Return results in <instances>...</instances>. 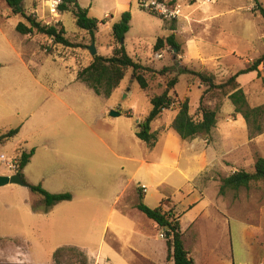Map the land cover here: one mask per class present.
I'll return each instance as SVG.
<instances>
[{
  "label": "rangeland",
  "instance_id": "obj_1",
  "mask_svg": "<svg viewBox=\"0 0 264 264\" xmlns=\"http://www.w3.org/2000/svg\"><path fill=\"white\" fill-rule=\"evenodd\" d=\"M41 1L23 0L22 6L27 14H31ZM3 2L6 3L5 0ZM241 2L246 3V0ZM49 3L50 0H45L48 15H42L40 8L37 9L40 14L36 16L37 20L57 27L62 24L64 37L71 46L54 44L49 37L36 33L24 36L25 49L28 51L26 57L22 51L17 56L10 48L0 53V134L6 130L19 129L6 143H0V157L4 155L12 161L16 148L20 151L35 148L30 162L22 170L27 185L12 183L0 186V264H127L125 257L118 254L116 245L126 257H131L127 242L130 238L129 229L141 220L150 223L135 207L127 208V203L131 202L130 191L149 182H139L135 178L126 192L128 177L124 176L120 167L128 162L117 155L144 158V154H147L148 146L136 137V131L151 109L150 96L161 93L166 88L167 79L173 77L172 73L176 71L172 67L168 73L164 71L161 74L159 70L147 72L148 89L144 91L134 79L132 69H128L121 82V87L128 90L124 100L121 88H117L109 98L96 95L76 79V73L91 61L92 56L88 51L91 43L95 44L97 54L111 55L108 46L113 40L110 30L120 18L117 0H79L82 5L91 3L89 16L104 21L99 24L94 39L87 31L76 26L71 12L60 13L56 9L50 13ZM126 4L131 21L123 44L133 59H136L140 49L153 59V44L158 36L164 34L165 22L160 16L150 14L149 10L141 9L138 0H126ZM22 19L21 14L12 13L5 27L9 40L16 48L22 36L14 30L13 25ZM244 24L236 20L227 21L226 33L215 32L212 35L214 38L228 39L227 42L232 41L234 32H243ZM249 25L260 33L263 32L264 20L259 16L252 19ZM201 33L196 31L195 36L201 38ZM204 34L208 35L209 32L204 31ZM0 43L2 45L3 41L0 40ZM168 54L174 56L172 50ZM179 54L174 56V62H181ZM254 56L245 52L239 57L228 56L223 61L233 58L242 64L243 59ZM161 62L156 61V64ZM188 65L189 69H200L198 61ZM182 66L184 64L180 63ZM178 75L179 80L172 94L182 95L187 87V79L197 78L187 73ZM249 75L241 79L248 102L264 107V63L259 66V76L255 82H251V77L256 72ZM228 76L218 69L214 78L219 83ZM205 100L212 106L217 102L221 105L210 136H198L202 138V148L210 159L207 163H212L201 175L199 183L203 185L201 189L212 205L207 208L208 218L202 211L205 206L196 208L189 215L200 216V234L205 225L208 227V240L204 241L206 246L200 245L192 250L197 254L199 264L225 261L229 258L230 249L237 263L251 264L250 257L254 264H264V180L237 191L227 190L224 195L218 193L222 177L235 170L251 172L257 157H264V112L258 124L249 126L245 120L237 118L239 114L231 112L232 104L227 97L206 96ZM177 106L174 104V107ZM117 108L130 110L132 115L128 118L111 116L110 110ZM174 111H165L153 125L159 122L168 124ZM193 116L196 119L200 117L196 112ZM257 125L261 126V130L257 129ZM164 128L165 125L161 130ZM15 163L17 165V161ZM130 163L133 164V170L139 165L138 162ZM125 170L131 172L127 164ZM15 172L0 158V175ZM199 183L193 182L192 186L196 189ZM29 184L41 185L51 193L68 192L72 197L47 209L41 196L29 189ZM136 189L141 192L140 188ZM162 192L166 191L147 188L144 204L151 208L159 206L161 201L158 198ZM167 194L164 196H170L171 193ZM183 194H187L186 189ZM190 198L184 197L176 212L172 208L176 216ZM216 210L226 214L231 241L226 234L227 229L223 235L221 216L214 213ZM120 220L124 226L122 239L125 240L116 244L113 234ZM155 234L161 240L159 234ZM216 242L220 245L216 257L208 260L203 258V250H210L212 245L217 249ZM64 246L78 247L83 254L65 249L55 259L53 253Z\"/></svg>",
  "mask_w": 264,
  "mask_h": 264
},
{
  "label": "crops",
  "instance_id": "obj_2",
  "mask_svg": "<svg viewBox=\"0 0 264 264\" xmlns=\"http://www.w3.org/2000/svg\"><path fill=\"white\" fill-rule=\"evenodd\" d=\"M3 1L4 0H0V40L3 41L2 45L0 43V53L5 52L6 49L8 50V48H10V50L13 51L17 56H20L19 51H22L23 56L26 57L28 51L25 49L24 36H30V34L22 35L15 29L17 23L20 21H24V19L18 21L13 25L14 30L22 36L20 45L16 48L15 45L9 40L5 32V27L8 24V18H10L12 12L7 3H4ZM168 1H172L173 4H178L180 6V16L173 20L163 19L165 22L164 34L158 37H165L171 33L175 35V39L180 44V48L182 50L181 55L179 54L178 57L182 59L180 63L184 64L185 67L189 68V63L198 61L200 63V69L196 70H205L208 73L216 75L217 70L222 69L225 73H227V75H231L236 73L240 69L245 68L250 60L257 58L259 55L264 53V28L263 32L258 33L254 31L253 28H250L249 25L252 19H257L259 16H261L258 12L253 11L254 2L252 0H246V3H242L241 1L243 0H211L210 2H206L204 0H195L193 2L189 0ZM259 2L264 7V0H259ZM116 4L119 8L120 14L129 8L126 4V0H117ZM79 5L87 9L91 7V3L88 4V6L82 5L80 3ZM38 8H40L42 15H48L45 0L41 1V3L37 4V6L34 7V12H32L31 14L35 17L40 15L38 14ZM48 11L52 13L49 9ZM61 15L62 14H60L59 17H61ZM107 18H109L108 14ZM241 19L244 20L242 21ZM233 20H236L239 23H245L243 32H234V39L229 42H227L228 39L225 38H214L212 34L215 32L226 33L228 31L227 27L225 26L226 22H231ZM196 31H201V35H203L204 37L201 36V38H199L195 36ZM204 31H208L209 34H204ZM168 48L169 47H166L157 51H154L152 49L153 59L146 56L143 49H140L138 55L136 56V59L134 60L146 67H149L150 69L152 68L153 70H161L164 67H168L171 70V68L174 67L173 71L176 72H173L172 74L177 75L178 66H180V63L173 61L175 57L169 56ZM157 52H162V58H154V54ZM245 52L252 53L255 56L243 59L242 64L237 63V61L233 58L223 61V59L227 58L228 56L239 57L240 55H244ZM156 61L162 62L160 64H156ZM170 70L167 71V73L170 72ZM254 72H256V75H251V82L253 83L258 79L259 74L257 71L240 74L237 77V81L239 82L245 93L246 90L241 84V79L245 76H250L249 74H253ZM175 86L169 91V93L171 95H174L179 100L188 97L190 113L194 114L199 105V100L203 92V86L201 85L200 81L197 79L189 80L188 78L187 87L182 95L176 93L172 94V92H174L175 90ZM118 88H121V92L123 93L122 95H126L127 97V88H122L121 85ZM250 105L253 107L260 106L259 104L251 103ZM117 109L120 110V108ZM168 110H175V113L171 118L173 120L178 111V107L174 106L169 109L163 110V112L154 121L160 118L162 114L165 113V111L167 112ZM120 111L121 114L119 116L128 118L129 115H132L130 110ZM231 112H234L233 105ZM237 118L240 121L244 120L240 115H238ZM172 120L168 124L159 122L155 126L153 125L154 121L151 123V132L156 135V140L154 145L152 146H149L146 143L148 146V151L147 154H144V158H136L129 155H116L118 157L124 158L128 162L126 164L131 170V172H126V164L125 166L122 165L120 167L124 176L128 177V185L125 186L126 192L130 188L135 178H137L139 182L141 180H146L149 182V184H142L141 186L136 188L141 189L142 186H145L147 188H157L159 190L166 191L160 193L158 199H160V201H167L166 204L162 205L164 210H167L171 207L174 209V212H176L178 204L181 203V200L184 197H191L190 200L185 203V207L183 208L182 212H177V220L182 232L184 246L188 251L189 256L193 259L194 264H199L197 254L192 250V248L200 245H202L203 247L206 246L204 241L208 240V227L205 225L202 234H200L198 220L200 216L197 217L196 215H189L192 214L191 212L196 208L205 206V210L202 211L205 212L206 218H208L209 216V210L207 208H211L212 203L210 198H207V195L204 193L203 189H201L203 185L199 183V179L212 163H207L210 159L207 153L202 148V138L195 137L190 140L181 139L180 137H178L179 135L177 136L175 134V131L174 133L170 130V124ZM163 125H165V128L164 130H161V127ZM102 142L107 148L111 149V147L107 143H105L103 140ZM33 149L35 153V148ZM16 150L21 152L18 148L15 149V152ZM21 150L25 151L23 149ZM130 162H138L139 165L135 170H133V164ZM141 169H143L142 172L140 171ZM193 182L199 183L200 186L197 187L199 190H197V188L195 189V186H192ZM136 188H133L130 191L131 202L127 203V208H136L139 194ZM185 189L187 191L186 195L183 194V192H185ZM192 189L195 190L192 191ZM141 193L143 202H145V192H143L142 189ZM167 193H171L170 196H164L165 194L168 195ZM214 213L221 216V227L222 229L224 227L223 235L225 234V231L227 229L226 234L231 241L230 225L226 214L224 213V211L221 212L219 210H216ZM123 230L124 226L122 224V220H120L116 224V233L114 232L113 234V237L117 242L116 244H121L122 241L125 240L122 239L124 237ZM129 233L130 238L127 239V242L130 245V250L132 252L131 257H126L122 249H120L116 245L118 254L122 257H125L127 264H172V261H167L166 259L167 246L164 237L160 236L162 232L157 229L156 224L152 220H150V223H146L141 220L140 223L133 224L129 229ZM155 233L159 234V238L161 240L157 238ZM216 245L218 246L217 249H214L215 245H212L210 250H203L202 257L207 260L210 258H215L216 251L220 249V245L217 242ZM228 254L229 258L227 260H220L219 262H216L214 264H240L237 263V261L233 257L231 249ZM245 254L247 255L246 249ZM248 259L251 264H254L251 261L250 257H248ZM241 264H245V262H241Z\"/></svg>",
  "mask_w": 264,
  "mask_h": 264
},
{
  "label": "trees",
  "instance_id": "obj_3",
  "mask_svg": "<svg viewBox=\"0 0 264 264\" xmlns=\"http://www.w3.org/2000/svg\"><path fill=\"white\" fill-rule=\"evenodd\" d=\"M252 1L254 2L253 11L258 12L264 19V7L262 4L259 0ZM5 2L13 14H21L24 19V21L18 22L15 27L18 33L22 35H34L40 33L51 38L54 44L71 46L70 41L64 37L65 29L62 24H59V27L55 24H42L35 16L26 13L22 6L23 0H5ZM170 2L173 4L172 1ZM57 9L60 13L71 12L75 18L76 26L87 31L92 39H94L99 24L104 23V21H99L98 19L89 16L88 9L81 7L78 0H61ZM148 12L156 15L150 10ZM130 21V11L126 10L122 12L119 20L112 24L110 30V37L113 39L112 43L108 45L111 47V55L102 56L96 54L91 58V61L87 66L81 68L76 73V79L79 82L85 84L96 95L103 98H109L121 85L128 69H132V75L139 83L141 89L144 91L148 89L146 73L149 71L153 72L154 70L135 61L128 54L121 41L124 39L125 34L130 28ZM166 47H169L173 51L174 56L181 52L180 44L175 39L173 33L165 37H158L153 45V50L157 51ZM263 63L264 53L253 60L252 63L248 64L245 68L229 75L224 81L219 83L215 81L213 74L204 70H193L185 66H178L177 75L167 79L166 88L161 93L152 94L150 96L149 101L151 109L139 123L136 137L146 142L149 146L154 145L156 135L151 132V123L163 112V110L171 108L174 104H178V111L170 124V128L175 131L181 139L190 140L198 136L209 137L212 129L216 125L217 114L221 103L217 102L212 106L210 102L205 100V97H213L214 95L227 97L234 107V112L239 114L249 126L258 124V121L264 112V107H253L249 104L244 90L237 81V77L240 74L251 71H257L259 74V66ZM169 70L170 68L164 67L158 72L162 74L164 71ZM180 73L193 75L205 87L196 109V114L200 115L198 119L194 118L193 114L190 113L188 97L179 100L169 93L178 82V74ZM256 127L258 130H261V126L257 125ZM18 131V128H14L3 132L0 134V143H6L10 138L14 137ZM33 154V148L28 152H19L18 150L15 152V159L17 161V169L15 171L16 173H20L22 178V170L28 164ZM261 180H264V157L259 156L255 160L253 171L235 170L228 176L222 177L220 179L218 193L224 195L227 190L237 191L241 188H248L252 183ZM28 187L31 191L41 196L43 204L47 209L58 202L70 200L72 197L68 192H48L41 185L29 184ZM166 202V200H162L159 206L151 208L144 204L142 193L139 192L136 208L148 219L152 220L156 224L157 229L162 232L167 246V261H172V264H194L193 259L189 256V253L184 246L177 216L174 214L171 207L167 210H164L162 207ZM65 249L83 254V252L76 247L64 246L56 249L53 253V257L57 259L60 252Z\"/></svg>",
  "mask_w": 264,
  "mask_h": 264
},
{
  "label": "built area",
  "instance_id": "obj_4",
  "mask_svg": "<svg viewBox=\"0 0 264 264\" xmlns=\"http://www.w3.org/2000/svg\"><path fill=\"white\" fill-rule=\"evenodd\" d=\"M61 0H50L49 8L51 12H55L58 4ZM195 1V0H193ZM206 2H210L211 0H204ZM139 6L145 10H150L156 15L160 16L163 19L166 20H173L180 16V6L178 4H171L168 0H138ZM51 39V38H50ZM171 49L168 48V51ZM163 54L162 52H157L154 54V58L160 59L162 58ZM1 160L5 163V165L13 170H16L17 167L15 163V158L12 161L7 160V158L4 155H1ZM142 191L145 192L147 187L142 186ZM161 237H163V234H160Z\"/></svg>",
  "mask_w": 264,
  "mask_h": 264
},
{
  "label": "water",
  "instance_id": "obj_5",
  "mask_svg": "<svg viewBox=\"0 0 264 264\" xmlns=\"http://www.w3.org/2000/svg\"><path fill=\"white\" fill-rule=\"evenodd\" d=\"M123 43V39L121 40ZM88 51L90 55L93 57L97 54V51L95 49L94 43H91L88 47ZM126 97V95L122 96V100ZM111 116H119L121 114V111L119 109H112L109 113ZM19 184L21 186H26L27 183L23 180L20 173H14L10 175H0V186L6 185V184Z\"/></svg>",
  "mask_w": 264,
  "mask_h": 264
}]
</instances>
